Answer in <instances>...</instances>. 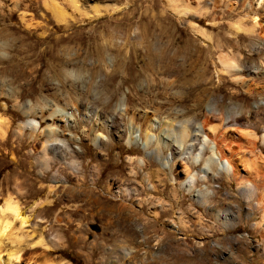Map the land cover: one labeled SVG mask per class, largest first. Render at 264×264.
<instances>
[{
    "label": "rangeland",
    "instance_id": "rangeland-1",
    "mask_svg": "<svg viewBox=\"0 0 264 264\" xmlns=\"http://www.w3.org/2000/svg\"><path fill=\"white\" fill-rule=\"evenodd\" d=\"M12 1L0 0V221L9 216L1 209L12 193L28 222L21 229L11 220V231L0 235L2 260L14 248H27L30 264H124L106 257L108 251L111 254L107 248L122 238V244L141 258L137 264H264V209L259 205L264 201V52L252 49L251 37L242 29L252 28L257 17L261 29L256 31L264 39V2L78 0L76 10L68 1L56 0L65 12L60 23L50 0ZM189 10L191 14L184 16ZM225 58L239 64L238 78L226 73L221 62ZM242 65L256 73L243 74ZM244 85H251L249 92ZM120 99L126 106L141 101L144 108L169 100L164 111L183 109L200 124L208 100L218 103L220 110L237 108L239 124L229 135L233 150L244 159H235L242 182L235 181L225 165L219 180L192 187L203 190L204 198L192 197L187 183L203 179V159L218 156L204 134L199 151L193 153L196 166L180 185L186 176L183 158H175L169 169L167 148L163 154L168 159L161 162L131 144L130 134L144 138V128L127 124L128 134L113 139L104 132L92 133L102 122L100 112L120 108ZM60 114L72 128L59 127L57 140L73 149L77 170L63 165L49 150L42 154L47 134L64 124L52 126ZM29 121L35 129L19 133V126ZM105 122V130H111L113 125ZM92 134L103 141L100 149ZM155 141L154 135L149 137L150 150L156 148ZM135 172L138 178L132 177ZM94 176L100 178L97 184ZM17 184L22 194H14ZM154 184L160 193L128 200L107 191L109 185L113 191L127 186L145 191ZM243 186L254 188L252 199L241 193ZM228 205L236 216L224 226L212 217L211 208ZM153 211L157 218H152ZM154 254L159 255L153 259Z\"/></svg>",
    "mask_w": 264,
    "mask_h": 264
},
{
    "label": "bare ground",
    "instance_id": "bare-ground-1",
    "mask_svg": "<svg viewBox=\"0 0 264 264\" xmlns=\"http://www.w3.org/2000/svg\"><path fill=\"white\" fill-rule=\"evenodd\" d=\"M8 1H11V3L14 2L12 0H8ZM64 1H68L70 3L71 7H73L76 10L79 7L78 6V0H64ZM248 1H251V0H248ZM262 1L264 2V0H256V2H258V3L262 2ZM50 2H51L50 6H51V9L53 11V15H54L55 20L57 22H60V23L64 22V20H65V12L63 11V9L61 7H59V5L57 4L56 0H50ZM197 2L199 4L200 0H197ZM15 6L16 5H14V8H15ZM189 8H191V6H190L189 2L187 1L185 9H189ZM190 11L191 10H189L188 12L187 11L184 12L185 13L184 16H186V14H188V13L191 14ZM181 14H182V12H181ZM252 21H253V27L252 28L244 29L242 27V29L245 30L246 32H248L247 35H249L251 37V47H252V49L254 51L258 52V53H263L264 52L263 35H262V33L257 34V31H256L257 28L261 29V26H260V23H259L260 21L258 22V18L257 17H254L252 19ZM190 27H191V29L193 31H195V33L197 35L202 36V37L204 36V34H203L204 31L196 28L195 25L193 26V25L190 24ZM237 28L239 29V26H237ZM187 44H189V42H187ZM187 52H189V51H187ZM234 61L235 60H233V59L231 60L230 58L229 59L225 58V61L222 60L221 62L227 67V69L225 70L226 73H228V74H230L232 76H235V78H238L239 76H237V75H239L238 72H240L239 71L240 68L238 67L239 64H237L236 61L235 62ZM241 67H242L241 71L243 72V74L245 73V75H247V76H248V74L256 73V72L251 71V68L248 67V66H243L242 65ZM242 78H243V76H242ZM249 86H251V85H249ZM249 86L248 85H244V88H245V90L247 92L250 91ZM190 88L191 89L195 88V85H190ZM180 99L181 98H179V100ZM151 100H149V101H151ZM119 102L120 103L117 104V105L120 108H116V109L113 108L114 110H111L109 113H107V112L105 113L104 111L100 112L101 113L100 117L102 119H104V120L101 119L102 122L101 123L100 122L97 123V126H95V128L92 127V129H91L92 133L95 134L96 131H100L102 133L104 132L106 134L105 136L107 138L113 139L114 136H117V137L120 138L123 135H125L126 132L128 134V128L126 126L127 124H130V125L132 124V127H136V129H140V130L142 128H144L145 132H146V136L144 138H143V136L141 138L139 135H136L134 132L130 134L131 135V137H130L131 138V140H130L131 144L136 145V146H142L143 150H145L146 153L150 152L151 155L154 158H156L157 160H160V161L168 159L163 154V147L167 148L170 151L169 152L170 158H169V160H166V162L168 163L167 166L169 167V169H172L171 165L173 166L175 164V162H174L175 158H183L182 160L185 162L184 165H183V168H184V173H186V176H185L184 179H182L183 181H181V183L179 182L180 185H182L183 183L186 182L185 179H187L188 174L191 172L190 168L192 166H196L195 165L196 163L194 162L193 153L195 151H197L198 146L200 144L199 142H200L201 136L204 134V137L206 136L208 141H212L213 144L215 145L214 151H215V153L218 156L216 157V155L214 154L213 156H209L208 158L203 159L201 161V164L203 165L202 168H201V170H202L201 173H203V175H204L203 179L202 178H195V179H193L194 180L193 184L192 183H189V184L187 183L186 188L189 189L188 191H191L192 197L195 198L196 200L200 199L201 197L204 198L205 197L204 196L205 193H204L203 190H197V189L196 190H191L192 187H196L198 182H206V183H208L210 181L219 180L220 173H221V171H222V169H223V167L225 165H227L226 166L227 169H229L228 167L231 168V170H232V173H231L232 174V178L235 181H237V182L238 181L242 182L243 177H240V175H238L239 173H237V169H236L237 167H236V164H235V159H237V160L239 159L240 161L242 160L241 162H243L244 159H242V156L241 155L239 156V154L235 150H233V148H232L233 146L231 144L232 140L230 139L231 137L229 135L230 128H232L233 126H236L237 124H239L240 113H239L238 109L235 108L234 106H228V109L224 111V110L218 109V105H217L218 103L216 104V102L214 100H212V99L208 100L207 106H206L208 108V111L204 115V120L202 121V124H200V123H198V120H196L195 118L193 119V118L186 117L185 116V112H184L183 109H175V108L174 109H170V108L167 109L166 108L167 111L166 110L164 111L163 108L166 105V103L169 104V100H167V101L159 100V101H157L156 106L150 107V108L149 107L148 108H146V107L144 108L143 106H141L142 103L141 104L139 103L141 101H139V102L137 101L138 104H140V105H137L136 104L137 102H133L135 104H130V103L128 104L127 103L128 104L127 106H126V103L124 104V101L122 99H120ZM94 103H95V101H94ZM151 104H152V101H151ZM197 105H199V104L196 103V106ZM122 107H124V108H122ZM102 109H104V108H102ZM158 110H163V112L160 111L161 112L160 113ZM157 112H159V113H157ZM149 113H150L151 117H150ZM52 114H54V113H51L50 116H52ZM152 116H154V118H152ZM59 117H58L59 119L53 118V120H52V124L53 125L52 126H54L55 123H57V122H62L64 124H61V125H57L56 124L55 125L56 127H53L55 129H52V131H51L52 134H50V133L47 134L48 135V139H46L47 140L46 143H44L42 145V152H43L42 154H43V156H46V150H49V151L52 152V154L54 156L58 155V158L60 159V161L62 162L63 165L68 166L72 170H74V169L77 170L78 169L77 155L74 153L73 149L70 148L69 144H67L64 141L57 140V138H58L57 134H59V133H57L56 130L57 129L59 130V127L60 128H64V129H67V128H70V127L72 128V125H70L67 122V120H66L67 118L65 120H63V115L60 114ZM145 118H146V120H149V121H146ZM105 120L113 125L111 130H105V124H106ZM33 123H35V122H33ZM39 124H40V122H39ZM156 124H157V126L154 127V125H156ZM0 125H1V122H0ZM0 129H1V127H0ZM18 129H19L18 132L22 133L26 129L34 130L35 128H34V125H32V123L29 121V123L20 125ZM153 129H154L155 133H153ZM149 130L152 133H150ZM149 135L150 136H152V135L155 136V139H156L155 142H156V145H157V146H155L156 148H153L151 150L149 148V144L150 143L147 142L149 137H150ZM245 135H247L246 136L247 138H250V139L252 138L251 137V133H247L246 132ZM97 136L95 135L93 137L92 141L95 143L96 147L98 149H100L102 147V145H103V141H101V139H98ZM253 137H254V134H253ZM198 151H199V149H198ZM225 151H227L228 153H226ZM206 153H207V151L206 152L203 151L204 155ZM199 154H200V152H199ZM182 156H184V157H182ZM199 156H202V155H199ZM223 159H224V161H226V164L223 163V161H222ZM46 161H49V160L47 159ZM44 165H45V163H44ZM136 172L132 176L133 178L134 177L138 178L137 177L138 173H136ZM98 174H100V172ZM98 174H95V175H98ZM98 177H95L97 179H94L96 184L100 180V178H98ZM149 177H150V175H149ZM63 178H61V180L65 181V182L62 181L63 183H66V182L67 183L68 182L71 183L69 178H68L69 181H68V179L65 180ZM263 179H264V174H263ZM91 182H93V181H91ZM155 187H157V186L154 184V185H152V189L144 191L142 189L141 190L137 189V187H135V186H133V187H131V186L128 187L127 186V188L119 187L118 189H116V191H113L111 189L110 185H109L108 188H107V191L111 192L113 194V196H115V198L116 197L117 198L121 197V198H124V199L128 200V199H133V197L140 196V195H142V194H144L146 192L160 193L159 191H156ZM261 187L264 188V184H262ZM22 193H23V190L20 188V185L17 184L16 188L14 190V194L18 195V194H22ZM241 193L245 196L246 199L250 200V199L253 198V196L255 194V190H254V188H252L250 186L249 187L248 186H243L241 188ZM204 200L206 202L209 201L207 199H204ZM93 203H94L95 206H97L96 201H94ZM141 203H142V201H141ZM125 204H126L125 201H123V204H122L123 205L122 206L123 209L128 207L127 204L126 205ZM139 204L140 203H138V208H140V210H141L143 207L139 206ZM259 205H260L261 209H264V201L263 200L260 201ZM211 209H212V212H213L212 213V215H213L212 217H214L216 219V222H219V224H222L224 226L231 224L232 221L234 220L235 216H236L234 214V210L229 205L226 208H222V209H215V208H211ZM4 212L9 214V216L3 217L2 220L0 221V235L1 236L4 235V232H6V230L11 231V223H12L13 220H17L18 221V223L20 224V228L21 229H22V226H24L28 222V220H27L28 218H27V216L24 215V212H23V209H22L21 205H19V202L16 200L15 197H13L12 193H8V197L5 199V201H4L3 205H2L1 214H4ZM92 213H94V211ZM97 215H98V213H97ZM103 215H105V214H103ZM151 215H152V218H157L158 217V212L157 211H153V212H151ZM111 218H112V216H111ZM122 219H124V218H122ZM112 226H113V224H112ZM140 230H141V228L138 227L137 230H135V231L138 234H140ZM261 230H262L261 234H262V237L264 239V217H263V223L261 225ZM143 231H144V229H143ZM132 235H136V234L132 233ZM18 240H19V238H18ZM18 240H16L15 242H17ZM136 240H138V239H136ZM55 241L57 242V240H55ZM115 242H116V243H114L115 247L107 248V250L109 249L111 251V254H109V251H108V256H106V257L111 259V260H115L116 263H117V261L121 260L122 263L126 264L125 263V260H126V262H129L130 264H137L138 260H140L141 258L136 254L134 249L130 248L128 250V248L125 247L122 244L123 243V239L122 238H120V239L116 238ZM136 242H138V241H136ZM104 244H105V242H104ZM100 245H102V244H100ZM29 250L27 248H14L13 250H11L10 252H8L6 254V259L5 260H2L1 255H0V264H30L29 261H28V259H29V257H28ZM1 252L2 251H0V254H1ZM157 255H159V254H154L151 257H154L153 259H155V257ZM144 256L148 257L149 255L147 256V254L145 253ZM222 258L224 259V257H222ZM104 262H105V260H104Z\"/></svg>",
    "mask_w": 264,
    "mask_h": 264
}]
</instances>
